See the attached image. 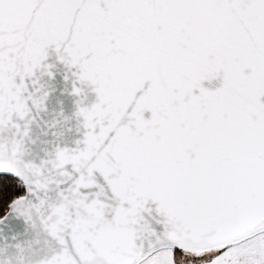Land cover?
<instances>
[{
  "label": "snow or ice",
  "instance_id": "obj_1",
  "mask_svg": "<svg viewBox=\"0 0 264 264\" xmlns=\"http://www.w3.org/2000/svg\"><path fill=\"white\" fill-rule=\"evenodd\" d=\"M0 264H264V0H0Z\"/></svg>",
  "mask_w": 264,
  "mask_h": 264
}]
</instances>
